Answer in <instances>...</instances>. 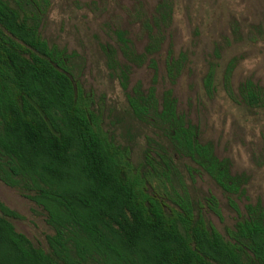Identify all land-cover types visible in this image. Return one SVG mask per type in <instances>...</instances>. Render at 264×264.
Returning <instances> with one entry per match:
<instances>
[{
  "label": "trees",
  "instance_id": "trees-1",
  "mask_svg": "<svg viewBox=\"0 0 264 264\" xmlns=\"http://www.w3.org/2000/svg\"><path fill=\"white\" fill-rule=\"evenodd\" d=\"M48 3L0 0V180L43 208L54 231L46 248L35 244L14 225L19 214L0 203V264H264L260 204L248 203L243 212L230 198L238 218L223 234L207 222L185 186H174L178 156L191 162V173L201 170L225 192L242 189L228 159L202 143L198 126L179 113L173 91L159 100L154 88L145 96L137 87L128 96L135 116L150 117L168 143L155 141L157 150L149 142L135 164L131 148L110 136L74 80L71 55L43 37ZM153 23L160 29L159 18ZM146 26V55H153L163 36ZM118 37L129 55L124 34ZM150 65L157 73L156 60ZM167 70L174 78L180 61L169 58ZM231 76L228 67L227 88ZM204 81L209 92L216 89L214 69ZM241 91L244 101L259 105L252 82ZM207 205L223 218L215 196Z\"/></svg>",
  "mask_w": 264,
  "mask_h": 264
},
{
  "label": "rangeland",
  "instance_id": "rangeland-1",
  "mask_svg": "<svg viewBox=\"0 0 264 264\" xmlns=\"http://www.w3.org/2000/svg\"><path fill=\"white\" fill-rule=\"evenodd\" d=\"M48 1L41 21L43 37L71 55L74 80L90 97L110 136L131 148L135 164L143 160L149 142L157 150L155 141L168 143L150 117L145 121L135 116L128 96L137 87L145 96L154 88L161 100L172 90L179 113L198 126L200 141L211 143L220 159H228L232 174L242 182L241 193H227L201 170L191 173V162L177 156L179 177H174V186L179 191L185 186L207 222L223 234L238 218L230 198L243 212L248 203L264 210V0ZM153 17L159 18L160 29ZM147 24L163 36L153 55H146L151 41ZM119 32L128 41L129 55L121 49ZM169 58L181 63L174 78L168 74ZM151 59L157 62V73ZM228 67L230 88L225 86ZM211 69L213 92L204 84ZM248 81L259 93V105L244 101L241 89ZM210 196L217 198L222 219L208 207ZM0 203L19 214L20 219L13 220L18 231L47 247V236L54 231L43 208L1 180Z\"/></svg>",
  "mask_w": 264,
  "mask_h": 264
}]
</instances>
